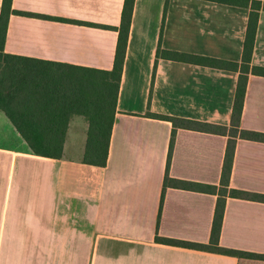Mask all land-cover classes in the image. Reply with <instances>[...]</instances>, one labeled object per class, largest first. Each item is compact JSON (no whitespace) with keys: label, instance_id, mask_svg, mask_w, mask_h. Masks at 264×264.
<instances>
[{"label":"crops","instance_id":"crops-1","mask_svg":"<svg viewBox=\"0 0 264 264\" xmlns=\"http://www.w3.org/2000/svg\"><path fill=\"white\" fill-rule=\"evenodd\" d=\"M4 0H0V8ZM125 0H13L4 53L49 62L53 77L113 68ZM168 4V6H167ZM249 10L207 0H135L106 167L83 163L89 121L24 93L16 118L66 133L61 159L36 156L0 110V264H264L156 242L208 244L217 196L169 187L173 124L230 126L239 73L161 59L164 50L241 62ZM252 65L264 68V11ZM20 113V114H18ZM26 128V127H25ZM241 129L264 133V77L250 74ZM28 132V129H25ZM228 136L177 131L169 177L220 186ZM230 187L264 195V142L237 139ZM220 245L264 254V203L228 198Z\"/></svg>","mask_w":264,"mask_h":264},{"label":"trees","instance_id":"trees-1","mask_svg":"<svg viewBox=\"0 0 264 264\" xmlns=\"http://www.w3.org/2000/svg\"><path fill=\"white\" fill-rule=\"evenodd\" d=\"M207 1L243 7L249 10L242 61L233 62L164 50L161 45V35L156 52L153 80L155 78L157 65L161 59L186 62L239 73L230 126L212 125L188 119L153 114L150 112L147 113V116L169 121L173 124V131L169 145L167 173L160 203L159 220L165 192L169 187L215 195L217 196V203L210 241L208 244H196L156 236V242L218 253L236 257L238 259L264 260V254L229 249L220 245L226 201L228 198L264 203L263 194L230 189L237 139L264 142V133L241 129L244 100L249 76L252 74L264 77V68L252 65L259 17L261 11H264V0ZM12 4L13 0H4L3 5L0 8V110H2L12 121L34 155L52 159H61L63 157L64 144L67 136L66 133H41L31 131L35 128L30 126L31 124L29 121L23 120L22 123H20L17 120L14 101L17 100L26 89L28 94H35L36 97L48 99L46 104L62 111L67 116V119L72 114L85 116L89 121V132L87 134L83 163L97 167H106L114 120L117 113V99L126 58L135 0H125L121 24L117 28L75 22V24L79 25L115 30L118 32V41L114 65L111 70L87 69L83 75L78 74L69 77H53L54 73L60 71L43 68V66L47 67L46 65H50L49 62L16 57L4 53L9 19L12 14L46 20H56L60 22H71L61 18L15 11L12 9ZM25 129H28V132H26ZM180 129L228 136L229 140L225 151L220 186L179 181L169 177L168 171L174 150L175 138L177 131Z\"/></svg>","mask_w":264,"mask_h":264},{"label":"rangeland","instance_id":"rangeland-1","mask_svg":"<svg viewBox=\"0 0 264 264\" xmlns=\"http://www.w3.org/2000/svg\"><path fill=\"white\" fill-rule=\"evenodd\" d=\"M231 189V187H230ZM244 260H247V261H261V262H264V260H255V259H244Z\"/></svg>","mask_w":264,"mask_h":264}]
</instances>
